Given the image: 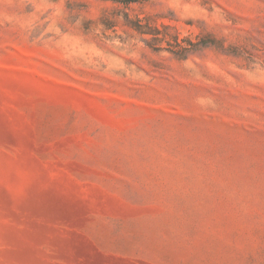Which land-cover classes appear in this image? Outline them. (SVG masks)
Segmentation results:
<instances>
[{
    "label": "rangeland",
    "instance_id": "1",
    "mask_svg": "<svg viewBox=\"0 0 264 264\" xmlns=\"http://www.w3.org/2000/svg\"><path fill=\"white\" fill-rule=\"evenodd\" d=\"M0 264H264V0H0Z\"/></svg>",
    "mask_w": 264,
    "mask_h": 264
}]
</instances>
